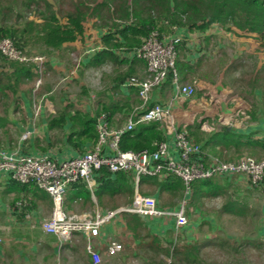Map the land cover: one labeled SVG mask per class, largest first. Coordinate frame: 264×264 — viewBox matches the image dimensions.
<instances>
[{
    "label": "trees",
    "instance_id": "1",
    "mask_svg": "<svg viewBox=\"0 0 264 264\" xmlns=\"http://www.w3.org/2000/svg\"><path fill=\"white\" fill-rule=\"evenodd\" d=\"M5 1L7 2L4 5L0 3V40L10 39L15 49L29 55H33L32 52L34 51L39 52L38 54L41 56L49 55L52 51H59L63 44L83 38L87 18H91L95 22H101V25H108V33L101 38V48L90 54L85 68L103 69L105 66H112L115 71L111 76L112 83H114L113 91L119 90L123 83L126 86V83L134 77V66L138 63L135 58L131 59V64H128L126 60L119 61L115 51L122 50L129 54L133 53L142 45L152 30H156L160 36H168L167 32H172L175 29L185 28L190 33H206L215 27L224 33H231L237 37L253 35L259 43V47L264 50V0H93L92 5L87 7L83 3L81 8H75L71 13L63 15L62 22H60L58 14L47 0H26L27 2L23 4L24 8L29 11V17L33 14L36 21L30 20L29 17L26 21L23 20V16L17 13V0ZM120 25H124L123 29L117 30ZM117 36L122 37L124 41H117ZM181 45L180 40L176 46L178 56L176 72L178 77L185 78L187 75L193 74L196 79L208 81L213 85L222 74L221 76L227 80L228 85L225 86L232 87L234 83H238L232 77L243 69L245 64L241 61L238 60V62L228 65L230 57L226 53L220 52L219 56L212 58L204 56L193 66H190L181 61V58H183ZM81 64H83L82 61ZM124 64L128 65V68L120 70ZM46 65L48 63L45 61L43 66L44 75H40L34 65L11 61L0 51V109H4V115H0V145L2 139L10 138L8 136L10 128L14 127L8 119V112H11L14 116L23 112L21 109L23 99L20 94H23L24 97L27 96L29 101L32 102L30 92L32 93L35 87L27 90L29 89L27 85L29 82L34 84L39 77L45 76ZM263 70L264 66L259 71L262 72ZM168 78L171 79V75ZM168 86L169 83L167 82L165 87L168 88ZM250 89H258V87L253 82ZM263 98L264 92L261 93V99ZM103 100V98H100L97 101L99 102V110L95 112L93 117H80L77 113L72 115L66 111L49 118L46 121L47 130L63 132L65 127L68 126L66 143L74 150L86 152V145L88 143L94 145L96 142V119L101 114L112 117L117 112L129 110L125 104L119 106L112 101L105 103ZM152 106L154 104H149L148 108ZM250 113L251 119H254V108ZM200 125L201 123H198L194 128H190L187 131V136L195 144H200L203 150H209L213 153L218 150L221 153L223 151L231 153L232 151L233 156L236 154V159L242 155L245 156L241 151L242 147L253 149L254 152L249 153H253L254 156L259 154V151L254 147L261 149L263 147L262 150H264V141H247L244 143L242 141L243 137L229 133L213 132L205 134L200 131ZM164 141L165 137L157 126L149 125L125 132L119 141V149L134 153L143 150L154 152L156 146ZM230 156L228 160H222H236H230L233 157ZM258 159L260 160V158ZM95 181L96 188L93 193L97 202L112 210L118 208V200L124 199L123 202H125L133 195L134 177L131 173L118 172L112 175L106 169H101L95 172ZM11 185L15 189L23 191L29 187L37 190L34 185H22L14 180L11 181ZM146 186L157 187L161 201L168 194L177 199H182L184 194L182 181L169 173L156 177L141 176L138 191L145 196L147 193L142 190ZM260 187L261 189L251 188L246 190L247 193L244 196H233V193L230 192L231 183L227 180L222 182L214 177L194 181L190 185L186 211H191L194 215V209L203 210L200 213L202 212L203 215L209 218V220H202L197 225L199 232H201L204 225L211 230L212 221L222 225L224 222L235 218L245 220L252 214L248 194L250 195V191L253 190L264 195V181ZM90 196L88 190L81 183L73 184L66 191L64 207L71 208L75 202L85 207L86 205L92 206ZM218 199L221 201L219 207L208 208L207 203ZM107 201H111L112 205L109 206ZM175 204L176 202H172L169 205L174 206ZM169 205L162 204V206ZM158 206L161 207L159 204ZM164 209L168 208L164 207ZM254 212L256 215L258 214L256 211ZM262 213L264 216V210ZM21 215L24 216V214ZM121 218L127 231L132 234L133 239L139 241L137 246H141L140 240L144 237L142 234L147 231L143 219L129 214H122ZM146 236L151 240L148 245L150 250L163 251L165 248L161 243H170L169 240L164 241V239H159L149 232ZM178 241L183 245L174 246L173 255L174 258L185 264H198L200 251L215 246V241L208 238L196 240L195 243L190 245L187 240L182 238ZM245 243L251 245L254 242L248 240ZM215 244L217 245V243Z\"/></svg>",
    "mask_w": 264,
    "mask_h": 264
},
{
    "label": "crops",
    "instance_id": "2",
    "mask_svg": "<svg viewBox=\"0 0 264 264\" xmlns=\"http://www.w3.org/2000/svg\"><path fill=\"white\" fill-rule=\"evenodd\" d=\"M117 27V26H116ZM124 25H120L117 30L123 29ZM84 35L83 38L77 39L74 42L65 43L60 47L59 51H52L49 55H43L46 63L48 65L45 66V75H56L60 73V70H69V68L73 67L74 60L72 55L78 54V60L82 61L83 68L88 72H102L104 74L103 69H92L85 68V64L90 58V54L94 51H98L101 48V38L106 35L108 32V25H84ZM114 30V28H113ZM112 30V31H113ZM169 38H180L181 40V50L183 51V58L181 61L184 63L193 66L198 60L202 57H216L217 52L221 50H226L230 47L234 51H231L232 61H241L243 64H247L246 60L251 59V50H255L259 43L256 41L253 35L246 36H235L231 33H224L219 28H211L206 33L194 32L190 33L187 29H175L172 32H167ZM117 41H124L123 38H119L117 36ZM240 47V48H239ZM249 53L246 55V53ZM253 52V51H252ZM40 55V54H35ZM115 55L119 61L126 60L128 64H131L134 58L133 53H127L122 50H116ZM178 57V56H177ZM136 59V58H135ZM258 59V57H256ZM135 64L134 68V77L137 79H144L146 77L145 73V64L142 61ZM259 66V65H258ZM62 68V69H61ZM107 68L111 69V73H106L104 78L107 82V88L102 92L100 98H103V102L109 103L114 102L119 106L125 104L129 110H124L122 112L115 113L112 117H108L106 114V118L111 129H117L123 127L129 116L132 115L135 111H138L139 107V99L137 88L124 86L123 84L119 88V90L113 91L114 83H112L111 76L115 73L112 66H108ZM128 65H122L120 70L127 69ZM62 72V71H61ZM44 73V72H43ZM61 74V73H60ZM44 75V74H43ZM222 75V74H221ZM219 76L218 80L215 84H211L208 81L198 80L193 74L187 75L185 78L180 76L178 77L179 82L181 84H199L202 85L204 90H215V86L220 84L222 81L227 83L226 78L224 79L222 76ZM44 80V76L42 77V81ZM169 83L168 88L165 87L166 83ZM163 85L154 89L151 93V101L149 104H160L164 105L168 102H173L172 107V124L173 130H182L188 131L190 128H194L198 123L200 125V131L204 133L203 127L205 126V118H213L214 113H208V107L206 102L192 104L194 99L198 98V96H194L190 99H184L179 97L176 93V88L173 85L171 79L167 78L163 83ZM43 87L42 85L35 89L34 91L39 90ZM214 87V88H213ZM232 87L228 86H220V88H216V90H221L226 94H233ZM234 89V88H233ZM243 89V88H242ZM219 90V92H220ZM258 89L251 90L249 88L250 95L257 96ZM52 94L54 91H49ZM47 92V93H49ZM242 94H246L245 91L241 92ZM209 94V93H206ZM45 94L41 96L42 98L36 101H29V98L24 97L23 94H20L23 99L21 109L23 112L18 113L17 116H14L11 112H8V119L13 123L14 127L10 128L9 135L10 138L2 139V143L0 148L4 149L6 152H18L23 155H32V156H40V155H48L53 159L64 160L67 158H72L76 156H80L85 152H79L74 150L66 143V135L68 134V126L65 127L63 132H58L56 130L48 131L46 128V121L49 118L55 117L59 113L70 112L72 115L77 113L80 117L83 116H91L93 117L95 112L99 110V102H96L94 106L86 105L82 106L83 108L77 109V106L70 105L69 103L56 104L55 102L46 101ZM108 96V97H107ZM98 99V100H99ZM202 99V98H201ZM204 99V98H203ZM97 100V101H98ZM128 101V103H127ZM205 101V99H204ZM101 102V103H103ZM127 103V104H126ZM226 103V102H225ZM219 103V111H221L219 118L224 119V126H228L230 128L229 134L237 135L243 137V142L247 141H264V126L253 125V127H242L244 119L241 116L246 115V118H249L252 108L255 110L256 119L257 114H264L263 107H261L258 103L261 104V101L257 100L255 107L253 105L246 107L245 101L237 95H233L230 97L229 104ZM247 103V102H246ZM249 111H247L245 108ZM261 108V109H260ZM206 110V111H205ZM262 110V111H261ZM132 111V112H131ZM204 112V113H203ZM203 114V115H202ZM218 115V114H217ZM251 119V117H250ZM251 119V120H254ZM97 120V119H96ZM207 120V121H209ZM264 123V120L261 121ZM157 126V128L162 132L165 137V141L169 145L170 156L174 159L178 158V155L174 149V139H173V130H166L164 125L160 124H151ZM220 125V124H219ZM149 126V125H147ZM18 132V133H14ZM30 132V136L22 140L21 136ZM215 132H217L215 130ZM58 133H60V140H57ZM219 133V132H217ZM1 134V133H0ZM51 134V135H50ZM57 135V136H56ZM247 138V139H246ZM54 142V143H53ZM37 143V144H36ZM200 145V144H199ZM93 145L87 144L86 149L89 151ZM201 146V145H200ZM246 149V147H242V149ZM202 149V146H201ZM218 150V148H217ZM86 151V152H87ZM203 154L211 155V156H219L222 158L223 155L224 160H228L230 155L233 156L234 153L225 152L223 153L216 151L211 152L209 150H203ZM227 154V155H226ZM245 154V153H243ZM65 155V156H63ZM239 156V155H238ZM236 154L230 159H236ZM264 159V151L257 156L255 159L259 160ZM217 179L224 182L231 183V186H237V184L241 181H245L246 190H250L251 187L247 179L244 176L233 175L226 177H217ZM11 177L9 174L5 172H0V264H93L91 260V256L85 252V240L84 237L79 233H74L70 240L66 242H60L58 238L54 235L47 234L43 232L40 228V223L49 218L52 211V202L49 195L39 189L35 190L33 188H26L25 191L21 189H15L11 185ZM235 182V183H234ZM17 183V182H16ZM139 183V182H138ZM133 187L134 182H133ZM260 188V187H259ZM144 192L147 193L146 196H150L155 198L159 205L161 206L162 202L158 195L157 187H143ZM89 192V191H88ZM134 193V191H133ZM141 193V192H140ZM91 195V194H90ZM133 196V195H132ZM91 198L92 206H87L83 208L80 213H74L73 208L74 205H81L80 203H76L71 208L64 207V211L67 214H81L85 212H93L95 208H100L101 210H112L107 208L105 205H100L95 196ZM184 194L182 195L183 200ZM24 199L28 203L27 212L29 213V218L27 219L25 216L22 217L21 213H18L14 209V204L17 200ZM132 199V198H131ZM80 201V200H79ZM120 201V200H118ZM30 203V204H29ZM177 203V202H176ZM179 205L175 204L174 206H161L165 208H177ZM82 206V205H81ZM89 207V208H88ZM118 207H121L120 204ZM32 210H31V209ZM217 208V207H215ZM80 209V208H79ZM194 216L198 215V218L201 217L202 220H209L208 217L200 216L197 209L193 210ZM23 214V213H22ZM145 222L148 232L157 236L159 239H164V241L170 240L171 238H182L184 240L193 239L195 236L193 235V231H190V226H194L197 228V225L188 224L176 232L174 222L172 223L171 229H156L157 231H151V227L156 225V221H153L152 218H143ZM158 220V219H157ZM189 220V218H188ZM4 222L5 226H1V223ZM153 222V223H152ZM191 226V228H192ZM156 227V226H155ZM174 233H173V232ZM169 232V233H168ZM192 233V234H189ZM172 235L174 237H172ZM176 235V237H175ZM116 241L120 244L124 245L125 243H133V247H137L138 241L133 239L131 233H129L124 225L123 219L120 217L110 224L104 226L100 230L99 237L94 239V247L96 252L101 256L102 261L100 264H117V261L122 258L125 262L124 264H130V257H134L135 255L130 256L126 254L125 248L123 252L118 254L115 257H108L106 254L108 241ZM129 241V242H128Z\"/></svg>",
    "mask_w": 264,
    "mask_h": 264
},
{
    "label": "built area",
    "instance_id": "3",
    "mask_svg": "<svg viewBox=\"0 0 264 264\" xmlns=\"http://www.w3.org/2000/svg\"><path fill=\"white\" fill-rule=\"evenodd\" d=\"M179 42L180 38L160 36L156 30L149 33L142 45L133 52L134 58L144 62L146 77L142 80L132 77L126 83V86L137 88L140 101L138 113L135 111L129 116L127 123L117 129H111L106 115L101 114L96 120V142L84 154L58 160L48 155H23L14 151L6 152L0 148V172L9 174L11 179L19 184L34 185L49 195L52 211L49 218L40 223L41 230L56 236L60 242L70 240L74 233L81 234L85 240V252L91 256L93 264H100L102 261L95 250L94 239L99 237L102 227L120 218L122 214L143 218H170L178 232L188 224L187 198L190 195V185L194 181L239 175L244 176L253 188H259L264 181V159L241 156L233 161H224L219 156L203 154L201 146L188 138L186 131L173 130V102L155 104L148 108L152 91L160 87L170 75L179 97L190 99L196 95L195 85L181 84L177 76L176 46ZM0 51L11 61L34 65L38 73L43 74V56L29 55L15 49L13 42L8 38L0 40ZM41 85L42 78L39 77L35 88ZM151 124L164 125L166 130H173L177 159L170 156L166 141L159 143L154 152L143 150L134 153L119 149V141L125 132ZM218 124L224 125V119L219 120ZM216 125L214 124L211 130H215ZM29 136L30 132H26L21 139L25 140ZM101 169H106L112 175L118 172L133 174L135 188L131 202L114 210L103 211L95 208L93 212L67 214L63 204L67 189L73 184L81 183L94 197L95 172ZM164 173L178 177L183 183L184 198L176 209L161 208L155 198L138 191L141 176L156 177ZM14 209L29 218L26 200H17ZM123 249L122 244L110 240L106 254L108 257H115L122 253Z\"/></svg>",
    "mask_w": 264,
    "mask_h": 264
},
{
    "label": "rangeland",
    "instance_id": "4",
    "mask_svg": "<svg viewBox=\"0 0 264 264\" xmlns=\"http://www.w3.org/2000/svg\"><path fill=\"white\" fill-rule=\"evenodd\" d=\"M52 6L53 10L58 14V18H60V22L63 15H67L68 13H71L74 11L75 8H81V4L85 3V5L90 6L92 5L93 0H47ZM100 1V0H99ZM7 1L0 0L1 4H6ZM26 0H17V13H20L23 16V20L26 21L29 17V11H27L24 8ZM30 20H35L36 18L33 14L29 17ZM86 25H101V22H95L91 18H87ZM39 22V20H37ZM228 49L218 51L216 55L221 54L223 52L226 53L230 58L229 64H233L238 62L232 61L234 57H232V49L230 47H226ZM240 48V47H239ZM253 51V52H252ZM221 52V53H220ZM34 54H38L39 52L34 51L32 52ZM251 59H247L246 63L243 66V69L239 73L236 74V76L232 77V79H235L238 83H234V89L232 88L233 94H226L223 93V91L220 92L219 90H216V88H220V86L225 87L224 81H222L220 84L218 83L217 86H215V90H204L202 88V85L199 86V84H194L196 87V96L198 98L194 99V102L192 104L202 103L206 102L208 109V113L213 115V118L209 120V118H205V126L203 127L205 134H210L215 132V130H211V128H214V124L219 125V120H223L219 118V115L221 111H219V103H225L229 104L230 97L233 95H237V97H240L243 102L245 101L246 107L249 108V106L253 105L255 107V104L257 100L261 101V104L258 103L261 107L264 106V98L261 99V93L264 92V70L260 72L259 70H262V67L264 66V50H262L259 46L255 50H251ZM234 54V51H233ZM249 53L247 52L246 55ZM219 56V55H218ZM258 57V59H256ZM72 58L74 60L73 67L69 68V70H60V73L56 75H50L46 74L44 76L43 86L45 87L42 90V87L37 90L30 92V95L32 97V101L38 102L42 96L45 94H48L46 96V101L55 102L56 104H63L69 103L70 105H75L78 108H83L82 106L91 105L94 106L99 99L100 95L104 90L107 88V82L104 78L106 73H111L110 68H104V74L102 72H88L86 71L82 64L81 60H78V54L72 55ZM139 61V60H138ZM227 65V64H226ZM259 65V66H258ZM62 69V68H61ZM62 71V72H61ZM257 73H259L257 75ZM145 74V73H144ZM141 80V79H140ZM255 83V86L258 87L257 96H253V94L249 92V88L251 84ZM228 85L227 83H225ZM29 89L31 90L32 87H35V83L29 82L28 85ZM254 86V85H253ZM214 88V87H213ZM243 88V89H242ZM54 91L52 94L49 91ZM245 91L246 94H242L241 92ZM42 92V96H41ZM49 92V93H47ZM209 93V94H206ZM202 98V99H201ZM205 101H204V99ZM263 100V101H262ZM247 102V103H246ZM140 104V103H139ZM1 106V105H0ZM245 108V107H244ZM246 109V108H245ZM250 109V108H249ZM261 109V108H260ZM247 110V109H246ZM206 111V110H205ZM249 111V110H247ZM262 111V110H261ZM4 109H0V115H4ZM79 113V112H77ZM204 113V112H203ZM218 114V115H217ZM6 115V114H5ZM203 115V114H202ZM244 119V123L242 127H253V125L257 126H264V123L261 121L264 120V114L260 115L257 114L256 119L251 120L250 117L246 118V115L241 116ZM209 120V121H207ZM253 124V125H252ZM216 125V126H217ZM184 130V129H182ZM18 133V132H14ZM51 135V134H50ZM57 140H60V133L57 134ZM56 135V136H57ZM61 141V140H60ZM257 151L263 152V147L257 148L254 147ZM259 149V150H258ZM243 153H245V156H249L255 159V156L250 154L249 152H254L253 149H242ZM251 150V151H250ZM224 154V153H223ZM227 155V154H226ZM65 156V155H63ZM223 159V155H221ZM225 156V154H224ZM241 156V155H240ZM243 156V155H242ZM257 160V159H256ZM261 160V159H260ZM235 183V182H234ZM246 185L245 181H241L237 184V186H233L230 190V192L233 193V196H244L246 191ZM249 188V187H248ZM252 189H256L251 187ZM258 189H261L258 188ZM132 198V197H131ZM131 198L127 201L123 202L124 199L118 201V204L120 206H126L131 202ZM188 199V198H187ZM181 199L172 198L171 195H166V197L163 198L161 203L169 205L172 202H177L176 204L180 203ZM248 200L250 205L252 206V214L250 217L245 218V220L242 219H232L228 222H224V224L220 225L215 221H212V228L211 230L208 228V226L204 225L202 226L201 232L198 231L197 228L194 226H190V231H193V235L195 236L193 239H187L189 245L195 243L197 240H201L202 238H208L213 239L215 243V246L203 249L200 251L199 258H198V264H264V216L262 211L264 210V195L262 193L256 192L251 190L250 195L248 194ZM108 205H112L111 201H107ZM159 204V202H158ZM208 208L212 207H219L221 205L220 199L207 203ZM90 207V206H89ZM88 207V208H89ZM107 207V206H106ZM80 208V209H79ZM85 206L81 205H74L73 212L74 213H80L87 210H83ZM108 208V207H107ZM110 209V208H109ZM187 210V208H186ZM203 211V210H199ZM256 211L258 214L254 212ZM199 215L204 218L206 217L203 215V213H199ZM186 216L189 218L188 222L189 224H195L198 225L200 222H202V218L197 216H194L191 211H186ZM153 221H156V225H153L150 229L151 231H157L156 229H171L172 228V219L170 218H152ZM158 219V220H157ZM153 223V222H152ZM204 223V222H203ZM1 226H5L4 222L1 223ZM156 226V227H155ZM171 227V228H170ZM147 231L143 232V238H141L140 243L141 246H137L136 248L133 247V243H125L124 248L126 251V254L133 256L135 255L134 252H136V256L133 258L130 257V264H185L183 262H180L177 258H174L173 255V248L174 246L179 247L181 244L178 240L180 238H171L169 241L170 243H161L165 250L163 251H157L150 250L148 248L149 243H151V240L147 238ZM173 232V231H172ZM169 233V232H168ZM174 233V232H173ZM192 234V233H189ZM172 237H174L172 235ZM176 237V235H175ZM225 240L227 241L225 243ZM253 241L254 243L251 245H246L245 241ZM129 242V241H128ZM139 242V241H138ZM183 245V244H181ZM161 249V248H160ZM120 261H117V264H124V260L122 258Z\"/></svg>",
    "mask_w": 264,
    "mask_h": 264
},
{
    "label": "water",
    "instance_id": "5",
    "mask_svg": "<svg viewBox=\"0 0 264 264\" xmlns=\"http://www.w3.org/2000/svg\"><path fill=\"white\" fill-rule=\"evenodd\" d=\"M230 130V128L228 126H224V125H217L216 126V131L219 133H228Z\"/></svg>",
    "mask_w": 264,
    "mask_h": 264
}]
</instances>
